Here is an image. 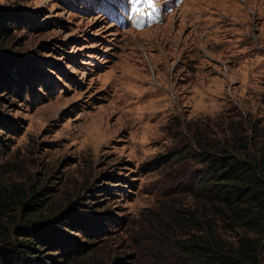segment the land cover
I'll list each match as a JSON object with an SVG mask.
<instances>
[{
	"label": "rangeland",
	"instance_id": "374dc122",
	"mask_svg": "<svg viewBox=\"0 0 264 264\" xmlns=\"http://www.w3.org/2000/svg\"><path fill=\"white\" fill-rule=\"evenodd\" d=\"M0 7L22 17L0 47L9 228L42 199L90 223L57 224L73 236L64 235L66 264H180L159 232L158 200L191 203L205 164L198 152L163 155L190 144V121L214 139L223 120L242 123L250 150L264 149V0H182L141 30L139 20L120 26L102 0Z\"/></svg>",
	"mask_w": 264,
	"mask_h": 264
},
{
	"label": "trees",
	"instance_id": "16d2710c",
	"mask_svg": "<svg viewBox=\"0 0 264 264\" xmlns=\"http://www.w3.org/2000/svg\"><path fill=\"white\" fill-rule=\"evenodd\" d=\"M21 19L20 14L0 7V47L13 21ZM8 74L15 77L17 71ZM189 123L191 126L184 131L190 144H182L163 156L171 157L172 162L198 152L205 169L194 175L191 203L158 200L159 232L174 240L170 242L175 251L171 259L180 264H264L263 147L250 150L254 142L242 123L230 125L223 120L220 139L209 137L203 127ZM253 131L252 137L260 136ZM1 188L0 183V264H66L71 252L65 248L64 235L73 236L57 224L84 230L89 229L88 220L71 215L70 208L54 213L37 199L24 203L27 212L22 214L23 221L10 229L13 221H5L10 195ZM52 229L61 234L51 238Z\"/></svg>",
	"mask_w": 264,
	"mask_h": 264
},
{
	"label": "snow or ice",
	"instance_id": "6c2138e0",
	"mask_svg": "<svg viewBox=\"0 0 264 264\" xmlns=\"http://www.w3.org/2000/svg\"><path fill=\"white\" fill-rule=\"evenodd\" d=\"M135 4H142L145 7L148 8H155L154 0H134ZM137 11L143 10L142 8L136 9Z\"/></svg>",
	"mask_w": 264,
	"mask_h": 264
}]
</instances>
